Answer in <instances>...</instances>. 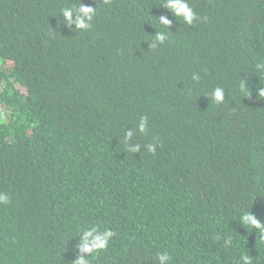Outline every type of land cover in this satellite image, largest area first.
Returning <instances> with one entry per match:
<instances>
[{
    "label": "trees",
    "instance_id": "1",
    "mask_svg": "<svg viewBox=\"0 0 264 264\" xmlns=\"http://www.w3.org/2000/svg\"><path fill=\"white\" fill-rule=\"evenodd\" d=\"M75 2L0 0V264H73L92 225L116 235L90 264H264L239 224L264 223V0H188L193 25L164 0H79L88 31L61 23Z\"/></svg>",
    "mask_w": 264,
    "mask_h": 264
},
{
    "label": "clouds",
    "instance_id": "2",
    "mask_svg": "<svg viewBox=\"0 0 264 264\" xmlns=\"http://www.w3.org/2000/svg\"><path fill=\"white\" fill-rule=\"evenodd\" d=\"M160 7L170 12L175 19H182L187 25H193L194 22L200 19L188 3V0H164V3ZM95 16L96 7L80 3L79 0L78 6L64 7L60 10V17L63 18L61 23L68 29H72L74 31H88L92 26ZM156 22L163 26L167 32H170L169 29L172 25V20L166 16H160ZM167 32L156 31L155 35L152 36L153 42L149 44V48L155 49L159 45H163L168 38ZM256 69L259 72L264 73V63L257 64ZM192 79L194 81H199L200 76L194 73ZM261 85L264 84L261 83ZM238 89L240 92L245 94V97H248L252 94V92L251 94L248 93V89L250 88L248 87L247 80L241 79V77ZM210 96L211 101L216 104H223L226 101L225 89L219 86L215 87L211 91ZM258 97H264V87L258 89ZM137 132L142 134H146L148 132L147 117H140L135 128H132L131 131L124 132L125 144L128 148V151L132 152L133 154L140 153L142 147L140 144L132 142ZM129 141H131V143H129ZM144 148L148 153H155L156 151L155 144L145 145ZM8 203L9 196L6 193L0 192V205H7ZM250 209L239 217V224L242 227L248 226L252 230L255 229L258 231V233L264 234V223H262L261 220L250 211ZM115 235L116 234L111 229L105 228L101 231L97 225H92L81 230L79 235V243L75 246L77 256L73 264H90L89 257H91L94 253L98 254L101 251L107 249L110 241ZM226 243H229V241H226ZM155 259L157 264H171L172 256L168 252H160L156 255ZM241 260L242 264H251L252 257L249 255H243Z\"/></svg>",
    "mask_w": 264,
    "mask_h": 264
}]
</instances>
